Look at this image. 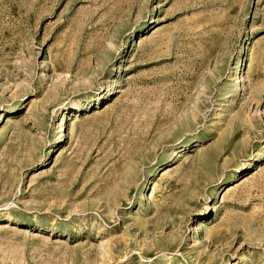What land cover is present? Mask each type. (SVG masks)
Returning a JSON list of instances; mask_svg holds the SVG:
<instances>
[{"label": "rangeland", "instance_id": "rangeland-1", "mask_svg": "<svg viewBox=\"0 0 264 264\" xmlns=\"http://www.w3.org/2000/svg\"><path fill=\"white\" fill-rule=\"evenodd\" d=\"M0 264H264V0H0Z\"/></svg>", "mask_w": 264, "mask_h": 264}, {"label": "bare ground", "instance_id": "bare-ground-1", "mask_svg": "<svg viewBox=\"0 0 264 264\" xmlns=\"http://www.w3.org/2000/svg\"><path fill=\"white\" fill-rule=\"evenodd\" d=\"M8 119V118H7Z\"/></svg>", "mask_w": 264, "mask_h": 264}]
</instances>
